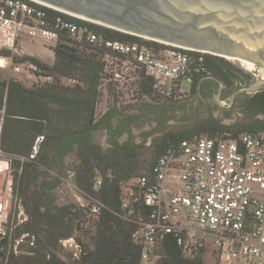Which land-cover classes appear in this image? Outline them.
I'll use <instances>...</instances> for the list:
<instances>
[{
  "label": "built area",
  "instance_id": "obj_1",
  "mask_svg": "<svg viewBox=\"0 0 264 264\" xmlns=\"http://www.w3.org/2000/svg\"><path fill=\"white\" fill-rule=\"evenodd\" d=\"M97 26L110 30L30 0H0V52L9 53L0 59L13 64L24 53L22 45L36 41H42L54 57L59 45L96 48L103 66L100 98L120 112L179 100L186 94V84L209 75L205 62L212 54L142 37L136 41L113 40ZM29 67L34 73L38 71L33 64ZM43 141L44 136L36 139L28 160L36 158ZM101 186L98 179L94 190L98 192ZM122 191V209L137 224L132 239L142 247V262L154 261L158 246L174 235L187 257L204 251L205 258L212 249L215 264H236L242 259L262 263L264 130L217 137L201 133L170 142L151 171L135 183L123 185ZM81 208L97 216L103 204L91 198ZM14 215L9 238L3 241L9 242L15 255H32L34 235L27 233L26 243H13L14 229L23 223L16 224ZM4 221L8 223V214ZM63 244L82 253L75 238Z\"/></svg>",
  "mask_w": 264,
  "mask_h": 264
},
{
  "label": "trees",
  "instance_id": "obj_2",
  "mask_svg": "<svg viewBox=\"0 0 264 264\" xmlns=\"http://www.w3.org/2000/svg\"><path fill=\"white\" fill-rule=\"evenodd\" d=\"M103 31L113 40H138L115 30ZM7 55L8 52H0V56ZM14 62L33 64L38 69L36 74L51 82L28 88L15 79L2 80L0 73V117L3 118L0 152L14 161V179L29 215L28 223L23 229H17L15 238L24 233L37 237L36 246L31 248L32 255L4 252L0 264H142V247L132 239L137 224L122 209V186L135 183L141 175L150 172L170 142L201 133L217 137L223 133L237 136L264 130V122L233 129L212 121L193 130L171 132L156 141L152 159L147 163L141 161V146L118 143L117 138L124 131L131 133L128 126L114 124V119L121 116L118 109H109L100 119L95 117L103 69L101 54L96 48L59 45L52 65L29 55L17 57ZM205 66L209 75L229 87L236 86L237 81L252 82V75L225 58L207 55ZM244 109L251 114L264 113V90L249 99ZM99 130L106 131L110 138L112 147L106 151L94 141L93 134ZM39 136H44V141L38 155L28 160ZM70 155L78 161L72 169L76 189L89 202L95 198L103 204L100 214L91 216L94 232L82 227L81 217L87 213L81 207L76 209L73 203L56 205L54 190L68 171L66 158ZM98 179L102 180V186L96 192L94 183ZM75 232L83 233L91 243L85 244L74 236ZM70 238L76 239L82 253L78 259L73 254L65 255L67 261L58 253L63 250L61 241ZM204 253L199 251L187 257L175 236L169 235L154 254L156 264H206Z\"/></svg>",
  "mask_w": 264,
  "mask_h": 264
},
{
  "label": "water",
  "instance_id": "obj_3",
  "mask_svg": "<svg viewBox=\"0 0 264 264\" xmlns=\"http://www.w3.org/2000/svg\"><path fill=\"white\" fill-rule=\"evenodd\" d=\"M30 1L127 35L225 58L255 74V80L231 93L228 106L221 100L225 83L213 75L201 78V109L207 105L200 92L204 80L218 83L213 99L222 109L235 106L241 94L254 96L264 90V0Z\"/></svg>",
  "mask_w": 264,
  "mask_h": 264
},
{
  "label": "rangeland",
  "instance_id": "obj_4",
  "mask_svg": "<svg viewBox=\"0 0 264 264\" xmlns=\"http://www.w3.org/2000/svg\"><path fill=\"white\" fill-rule=\"evenodd\" d=\"M22 46L24 53L21 54L19 58L29 55V56H35L39 58L42 62L49 65H52L54 63L53 52L50 51L47 46L45 47L42 41H36L34 43H24ZM225 60L231 63L229 60L227 59ZM29 65H30L29 62H21V63L14 62L13 64H11L8 61L7 64H4L3 67H0L1 79L2 80L15 79L28 88L41 86L51 82V79L38 76L36 73H34V71L29 67ZM15 67L19 68V70H15ZM237 68L243 71L244 73L252 75L254 78L256 77L255 74L252 73L251 71L244 70L239 67ZM66 83H68V81H65V84ZM239 83L240 81H237V85ZM189 88L190 85L186 84L185 87L186 93ZM229 96H227V99H223L221 96V100L224 106L229 105ZM177 99L178 98H174L171 103L164 105L172 106L174 105V103L178 101ZM164 105L130 107L126 109L123 108L121 109V116L116 117L114 119V124L119 123V121H121L123 118L132 119V122L130 124L131 133L124 131L120 136H118L117 140L118 143L121 145L125 143H129L130 145L141 146V148L139 149V154L141 155V161H146L147 163H149L153 156V151L156 141H158L160 138L171 132H178L180 130H185L188 129V127L189 129L195 128L198 127L199 125H203L212 121H216L217 123L223 126L231 127L233 129H243L249 126L250 124L256 123L258 121L264 122V115L251 114L250 112H247L246 109H244V106L243 108L242 106L238 108H235V106H233L231 109H222L217 106L214 99H210L207 100V105L201 109V106H203V101L199 99H195L193 101V104L189 105L188 110L189 113L192 114L196 119L194 121L188 120L187 125L189 126L182 127L180 123L181 116L179 115L176 116L177 110H179V108L176 106L173 107L169 115H166V110L168 109V107H164ZM111 108L112 107L110 106V104L106 103V99L100 98L96 107V114H95L96 119H100L103 116V111H105V109L109 110ZM2 121L3 118L1 115L0 125L2 124ZM179 124L181 126H179ZM190 125H193L194 127H191ZM93 138L94 141L98 145H100L102 149L105 151L112 147L110 138L106 133V131L104 130L96 131L93 134ZM12 160H13L12 158L3 155L0 152V242L3 241L4 237L9 238L10 229L12 225V218L16 209L14 215L16 224L20 223V221H23V223L19 226H16V228L14 229L12 235L13 243L15 240L18 241L23 240L26 243V241H28L27 240L28 238H26L28 236L27 233L22 234L20 238H15L17 229L18 228L23 229L26 223H28L29 215L26 212L24 200L17 189V184L14 179L16 169L15 166H13L14 161ZM66 163L68 165V171L65 172V176L63 177L62 182L59 184L58 188L54 190V194L56 197V205L61 207L73 203L77 209L80 208L82 204L85 205L89 204V201L86 200L79 191H77L73 181V177L75 173L72 171V169L74 165H78L77 159L73 155H70L69 157L66 158ZM51 175H54V173ZM10 186L12 187L11 193L9 192ZM20 211H23V215L19 217L18 214L20 213ZM6 214H8V223L4 221ZM81 219L83 220V223L81 224L82 227L92 232L95 231L94 228L91 227L92 225L91 219L93 218L89 214L82 216ZM3 232L6 233V236H3L2 234ZM29 234L30 236L34 235L31 233ZM74 236L81 238V240L85 244L91 243L89 239L87 240L84 237L83 233L75 232ZM34 237H35V246H36L37 237L36 235H34ZM63 241H61L63 250L61 253H58V255L62 257L63 260H67V261L69 260L66 258L65 255L73 254V258L78 259L80 256L79 249L78 250L75 249L74 246L71 247L69 245L64 246ZM21 246L25 247L26 245L22 244ZM11 251L12 250L9 247V242H7V244L4 247L0 246V253H2V255L4 254V252L9 254ZM156 261L157 258H155L154 261L152 262L148 261L141 263L156 264ZM205 262L206 264L216 263L213 257L212 249H210L206 253ZM236 264H257V261L256 260L248 261L246 259H242L240 261H237ZM261 264H264V255Z\"/></svg>",
  "mask_w": 264,
  "mask_h": 264
},
{
  "label": "flooded vegetation",
  "instance_id": "obj_5",
  "mask_svg": "<svg viewBox=\"0 0 264 264\" xmlns=\"http://www.w3.org/2000/svg\"><path fill=\"white\" fill-rule=\"evenodd\" d=\"M203 77H205V76H202V77H200L198 80H197V82L196 83H192V84H190V88L188 89V91H187V93L186 94H184L183 95V97L182 98H180L176 103L178 104H176V103H174V105H169V106H167V105H164V107H168V109L166 110V115H169V113L171 112V109L173 108V107H178L179 108V110H177V114H176V116L177 115H179V116H181V125H182V127L183 126H189V125H187V122H188V120H192L193 118H194V116L192 115V114H190L189 113V110H188V107H189V105L191 104H193V101L195 100V99H199V97H198V95H197V88H198V85H199V83H200V80H201V78H203ZM253 80H255V78L253 77L252 78V80L251 81H253ZM248 82H250V81H244V83H239L238 85H236L234 88L233 87H229V86H227V85H225V87H224V89H223V91H222V98L223 99H227V96H229V95H231V93L235 90V89H237L239 86H241V85H244V84H248ZM218 88H219V85H218V83L217 82H215V81H213V80H204L202 83H201V86H200V92H201V94H202V96L205 98V99H207V100H210V99H213V95L215 94V93H217L218 92ZM262 92V91H261ZM260 93V92H259ZM256 95V94H255ZM254 95V96H255ZM254 96H248V95H246V94H241L239 97H238V99L236 100V102H235V108H238V107H240V106H242V108H243V106L246 104V103H248V101H249V99H251L252 97H254ZM199 100H201V99H199ZM257 115H264V113H259V114H257ZM126 120L124 121V122H119V123H117V126H123L124 128L126 127V126H128L129 128H130V124H131V122H132V119H130V118H125ZM258 122H260V121H258ZM258 122H256V123H258ZM262 122V121H261ZM253 124H255V123H252V124H250V125H253ZM180 124H179V126H181ZM191 127H194L193 125H190ZM195 128H197V127H195ZM195 128H190L189 129V127H188V129H185V130H193V129H195ZM131 129V128H130ZM185 130H180V131H185ZM179 132V131H178ZM7 244V242L5 241V244L4 245H2V242H0V246L1 247H4L5 245Z\"/></svg>",
  "mask_w": 264,
  "mask_h": 264
},
{
  "label": "bare ground",
  "instance_id": "obj_6",
  "mask_svg": "<svg viewBox=\"0 0 264 264\" xmlns=\"http://www.w3.org/2000/svg\"><path fill=\"white\" fill-rule=\"evenodd\" d=\"M4 63L3 61L0 59V67H3Z\"/></svg>",
  "mask_w": 264,
  "mask_h": 264
},
{
  "label": "crops",
  "instance_id": "obj_7",
  "mask_svg": "<svg viewBox=\"0 0 264 264\" xmlns=\"http://www.w3.org/2000/svg\"><path fill=\"white\" fill-rule=\"evenodd\" d=\"M105 105V104H104ZM108 111V109H105V111H103V115ZM264 255V254H263Z\"/></svg>",
  "mask_w": 264,
  "mask_h": 264
}]
</instances>
